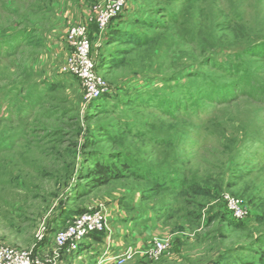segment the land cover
<instances>
[{
  "label": "rangeland",
  "instance_id": "374dc122",
  "mask_svg": "<svg viewBox=\"0 0 264 264\" xmlns=\"http://www.w3.org/2000/svg\"><path fill=\"white\" fill-rule=\"evenodd\" d=\"M109 1L0 0V245L51 247L62 215L102 206L124 264H264V0H127L102 32ZM76 24L97 100L63 73ZM103 240L58 264H100Z\"/></svg>",
  "mask_w": 264,
  "mask_h": 264
},
{
  "label": "built area",
  "instance_id": "2783aa9c",
  "mask_svg": "<svg viewBox=\"0 0 264 264\" xmlns=\"http://www.w3.org/2000/svg\"><path fill=\"white\" fill-rule=\"evenodd\" d=\"M127 0H110L109 5L99 4L94 8L93 23L98 30H108L111 21L120 15L127 6ZM67 43L73 47V54L67 59L63 73L78 79L87 91L88 100L102 98L108 90L107 84L94 72L90 59V42L88 27L73 25L67 31ZM226 202L233 218L244 221L248 212L242 201L227 196ZM109 233V218L105 208L92 206L88 211L75 217L64 229L55 233L51 247L41 250L22 251L11 246L0 245V264H58V260L68 258L78 251L85 238L107 237ZM167 241H155L145 252L148 261H153L168 251ZM136 251L129 248L125 254L115 259V264H124L136 256Z\"/></svg>",
  "mask_w": 264,
  "mask_h": 264
},
{
  "label": "crops",
  "instance_id": "0c3cea01",
  "mask_svg": "<svg viewBox=\"0 0 264 264\" xmlns=\"http://www.w3.org/2000/svg\"><path fill=\"white\" fill-rule=\"evenodd\" d=\"M109 233H110V237L109 238L106 237L107 239L103 240L104 244L100 245L105 248L106 252L102 253L101 255L102 258H100V256L99 258L94 256L96 257L95 261L100 264H115V259L125 254L129 248H132L133 250L136 249L134 248L136 246L134 247L129 246L128 244L129 239H126V235H124V231L120 230V228L114 229V227L113 228L111 227V229H109ZM106 243L108 247L105 245ZM88 248L92 250L93 246L88 245Z\"/></svg>",
  "mask_w": 264,
  "mask_h": 264
},
{
  "label": "trees",
  "instance_id": "16d2710c",
  "mask_svg": "<svg viewBox=\"0 0 264 264\" xmlns=\"http://www.w3.org/2000/svg\"><path fill=\"white\" fill-rule=\"evenodd\" d=\"M96 26V25H95ZM110 27V26H109ZM98 29V28H97ZM112 38H113V40H116L117 42H123V41H130V36L128 35V34H120V35H118L117 33L116 34H113L112 35ZM132 42H133V40H131ZM96 172H98V174L99 175H102V174H104L105 176H107V177H109V178H111L113 175H112V173H110V171L109 170H106L105 168H101V169H99V170H96ZM103 182H107V180H105L104 181V178L102 177V181H100V182H98V183H100V185L103 183ZM196 194H198V195H200V196H205V195H207V193L204 191V190H202V189H196V191H194ZM88 211V208H86V209H84V210H82V211H80V212H76V214L75 215H73L74 213L73 212H71V214L69 213V214H67V216L66 215H62L61 217H62V219L64 220L63 221V223L61 224V229L60 230H62V229H64L75 217H77V216H79V215H82L83 213H85V212H87ZM72 215V216H71ZM66 218H68V220L66 221L65 219ZM57 232H58V230H57ZM96 241H98V242H101L102 241V239L101 238H96L95 239Z\"/></svg>",
  "mask_w": 264,
  "mask_h": 264
}]
</instances>
